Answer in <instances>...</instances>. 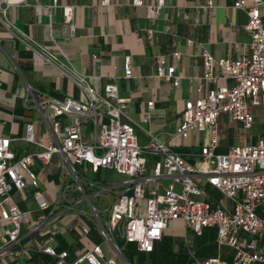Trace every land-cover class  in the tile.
Listing matches in <instances>:
<instances>
[{
  "label": "built area",
  "instance_id": "built-area-1",
  "mask_svg": "<svg viewBox=\"0 0 264 264\" xmlns=\"http://www.w3.org/2000/svg\"><path fill=\"white\" fill-rule=\"evenodd\" d=\"M24 1L0 0V8L1 3ZM109 2L99 0L101 6ZM162 4L157 0L155 8L147 6L148 14ZM233 5L247 15L249 42L237 57L201 53L196 95L184 101L168 139L139 125L148 139L140 142L129 115L130 98L119 94L114 77L103 89H95L91 75L77 69L61 48L57 58L42 47L45 60L76 85L83 98L44 94L38 99L26 84L25 102L38 110L48 141L36 135L33 121L25 123L21 137L30 149L20 154L11 147V138L0 134V264L21 255L16 244L23 229L29 236H40L36 250L52 258L47 264H134L133 255L152 252L175 220L183 223L184 234L190 230L201 236L205 228L214 230V253L198 256L188 248L189 264H264V136L260 133L254 141L248 134L246 141L218 150L227 124L237 123L236 137L240 128L254 126L253 107H259L264 129V0H235ZM62 13L72 36L74 9L63 6ZM0 20L9 28L1 14ZM170 57L176 61L180 52L175 50ZM173 61L167 64L165 56L159 57L154 75L177 86L182 76ZM130 76L125 56L123 77ZM146 105L150 108L153 101ZM148 118L146 113L143 119ZM195 132L201 136L191 158L172 147L174 139L185 140ZM53 156L58 158L59 181L55 200L49 202L39 188L38 168ZM102 167L121 177L108 181L93 176ZM209 185L223 195L222 200L215 201L204 191ZM26 190L31 191L35 210L22 208L15 200V193ZM100 198L106 199L102 208L92 201ZM67 213L76 218L64 228L75 231L82 248L74 256L52 244L60 232L58 220ZM91 232L100 241H92Z\"/></svg>",
  "mask_w": 264,
  "mask_h": 264
},
{
  "label": "crops",
  "instance_id": "crops-1",
  "mask_svg": "<svg viewBox=\"0 0 264 264\" xmlns=\"http://www.w3.org/2000/svg\"><path fill=\"white\" fill-rule=\"evenodd\" d=\"M142 1V5H132L131 0H110L105 6L99 0H25L8 6L1 3V17L10 26L0 20V134L11 138V147L17 154L30 149L21 139L27 121L34 122L36 135L43 142L49 139L38 110L25 102L26 84L35 89L38 99L44 94L83 98L77 86L45 60L42 47L57 58L61 48L77 69L91 75V86L95 89H103L114 77L119 94L130 98L129 115L134 123L168 139L184 101L196 95V77L203 70L201 53L208 51L215 58L227 54L237 57L249 42L247 15L243 9L234 7L235 0H212L210 5L208 0H163L160 9L151 16L147 6L155 8L157 0ZM63 6L74 9L72 36L63 20ZM175 50L180 57L173 61L170 53ZM125 56L130 60L129 78L123 77ZM162 56L167 64L173 61L175 72L181 74L177 86L172 80L154 75L156 60ZM149 100L153 101L150 108L146 105ZM146 113L147 121L143 119ZM224 133L219 151L234 142V131L230 138H225ZM172 143L175 150L188 158L192 149L198 150L193 145L186 146V139H174ZM38 169L39 188L47 199L48 185L55 186L57 191L58 158ZM14 197L22 208L36 209L30 190L15 193ZM65 215L76 218L75 213ZM64 226L60 224V232L52 244L58 249H68L74 256L82 249L81 244L75 231ZM2 227L0 220V233ZM89 238L100 241L95 232ZM40 240L37 234L29 236L23 229L16 244L21 255L9 257L8 264L51 262L52 258L36 250ZM212 250L211 254L215 245Z\"/></svg>",
  "mask_w": 264,
  "mask_h": 264
},
{
  "label": "rangeland",
  "instance_id": "rangeland-1",
  "mask_svg": "<svg viewBox=\"0 0 264 264\" xmlns=\"http://www.w3.org/2000/svg\"><path fill=\"white\" fill-rule=\"evenodd\" d=\"M260 111L259 107H253L252 112L254 113V118H255V123L252 128H249L248 130H241L240 131V136L236 137L234 136V143L238 141H246L247 140V135L249 134L250 138H253L255 141L256 138L260 135L261 133V125L259 124V114L258 112ZM134 126V131L135 134L138 136L140 142H146L148 139L146 135L143 133L141 128L137 125V123H133ZM226 130L224 135L226 137H232V131L237 127V123L235 122H230L229 125L227 124ZM200 133H193L190 134L189 137L186 139V146L193 145L194 147H198L199 142H200ZM192 137H194V140H192ZM57 156H53V159L55 161ZM55 168V171H57V168ZM93 176H97L100 180H110L114 181L119 179L121 176L117 174L114 170H106L105 168H100L96 174L93 173ZM47 194L49 195L47 197L48 201H53L55 200L56 197V190L55 186L48 185L47 186ZM207 194H209L215 201L222 200L223 195L213 186H207L204 190ZM73 196V194L70 192L69 197ZM99 208H102L103 205L106 202L105 198H100V200H92ZM225 203H228L227 200H224ZM145 199H143L142 205L144 206ZM71 219V216L69 215H63L59 220V224H66L69 220ZM166 236L163 238L162 242L165 245H171V249L173 252L180 253V255H183L186 253L187 260H188V248L192 250L196 255H209L213 252V247H214V230L213 228H205L203 234L201 236H196L193 232L190 230H187L186 233L184 234V227L183 223L181 220H175L174 224L172 227L168 228L166 230ZM132 244L129 245V251L130 253L132 251ZM203 251V252H202ZM179 255V256H180ZM134 264H142L143 258L141 253H136L133 255Z\"/></svg>",
  "mask_w": 264,
  "mask_h": 264
},
{
  "label": "trees",
  "instance_id": "trees-1",
  "mask_svg": "<svg viewBox=\"0 0 264 264\" xmlns=\"http://www.w3.org/2000/svg\"><path fill=\"white\" fill-rule=\"evenodd\" d=\"M261 134L264 136L263 128L261 129ZM141 254L143 258L142 264H189L186 253L180 255V253L173 252L171 247L163 244L162 241L155 245L152 252Z\"/></svg>",
  "mask_w": 264,
  "mask_h": 264
}]
</instances>
